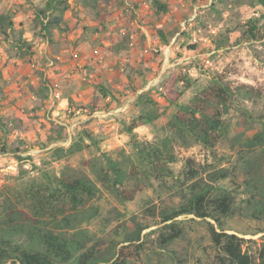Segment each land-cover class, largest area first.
Wrapping results in <instances>:
<instances>
[{"label":"rangeland","instance_id":"1","mask_svg":"<svg viewBox=\"0 0 264 264\" xmlns=\"http://www.w3.org/2000/svg\"><path fill=\"white\" fill-rule=\"evenodd\" d=\"M119 1L122 3L111 0L103 4L99 12L105 15L107 28L95 36L96 31L84 29V25L96 23L93 12H85L76 0H69V11L65 14L70 32L83 27L86 33L83 31L82 35L90 46L87 58L79 49L76 53L74 48L67 53L68 60L82 58L81 66L76 64L73 69L87 68V72L103 79L113 72L112 81L118 77L119 87L113 88L103 79L95 82L94 100L98 105L106 103L100 91L102 84L111 93L115 91V105L121 109L106 114L108 109L99 106L89 114L88 107L82 109V104L69 101L61 107L54 94L52 99L46 100L34 92L40 79L54 77L55 67L61 64L56 56L61 54L59 45L76 46L68 38L70 32L64 42H58L57 33L52 35L53 42H49L43 32L33 26L35 6L41 5V0H0V13L9 14L14 23L9 37L0 33L3 75L0 80V145L6 147L5 152H0V193L14 189L20 181L45 169L58 175L67 169L83 170L94 177L87 166L90 158L103 154L117 157L120 148L131 152L129 136L122 130L121 121H129L137 109L133 102L123 107L129 102L120 95L132 91L131 84L125 80L136 73L150 76L153 71L159 79L168 67L189 64V72L196 82L184 91L181 102H188L213 76L220 75L235 91L224 110V128L215 147L209 149L171 139L177 158L172 165L174 174L142 179L123 190L120 196L101 189L90 203L97 207V212L89 220L77 221V226L86 229L88 243H95L98 256L103 259L112 257L120 245L127 243L126 237L141 228L139 241L143 242L144 252L142 259L134 264H219L218 250L210 239L206 223L192 215L178 217L184 227L180 238L164 248L157 244L161 211L182 203L188 195V186L202 178V184L228 190L233 214L224 219V227L227 232L242 237L246 250L258 259L264 250V6L252 0H161L169 4V9L157 14L149 6V0H127L126 6L125 0ZM135 3L138 8L133 7ZM249 19L258 21L255 40L244 36ZM19 35L32 43L31 58L27 54L15 56ZM224 36L228 37V43L217 49L214 41ZM108 38L119 40L111 49L120 57L116 64L109 56V46L105 45ZM187 44L196 47L191 49ZM132 47L133 51H129ZM131 59L134 65L129 63ZM104 66L113 70L104 74ZM148 79L136 81L133 86L145 87ZM156 81L146 89H154ZM57 84L54 82L51 91L58 88ZM160 105L162 114L153 127L136 128L140 140L159 143L172 135L168 123L174 106L166 101H161ZM60 126L65 127L60 134L64 137L49 141V137H57ZM75 129L90 131L98 139L97 145L90 144L79 152L66 153L60 160H54L51 151L58 146L66 149ZM15 147L20 150H14ZM187 161L197 172L195 179H188L181 172ZM218 172L223 177L214 180L212 177ZM258 200L262 203L260 211L253 208Z\"/></svg>","mask_w":264,"mask_h":264},{"label":"trees","instance_id":"2","mask_svg":"<svg viewBox=\"0 0 264 264\" xmlns=\"http://www.w3.org/2000/svg\"><path fill=\"white\" fill-rule=\"evenodd\" d=\"M110 1L76 0L82 5L83 11L95 14L96 23L88 27L84 25V29L96 32L106 30L104 14L101 15L99 10H103V4ZM252 1L264 6V0ZM118 3L122 2L118 0ZM69 4V0H41V5L35 6L33 26L43 32L49 42H53L54 33H57L59 43L67 39L69 26L65 13ZM149 6L157 14L169 9V4L161 0H149ZM248 22L244 36L255 40L259 31L258 21L249 19ZM13 24L9 14L0 13V33L4 37L10 36L9 30ZM158 33L167 43L162 32L158 30ZM16 43L15 56L23 57L27 54L31 58L32 43L21 35ZM214 43L217 49L224 47L228 37L216 39ZM187 47L193 49L196 45L187 44ZM189 66L181 64L168 67L154 89L144 90L135 97L133 105L137 113L129 121H121L122 130L129 136L131 152L127 153L124 148H120L117 157L103 154L90 158L87 166L94 177L83 170L67 169L58 175L45 169L20 181L14 189L0 193V264H134L142 259L144 247L143 242L139 241L141 228L126 237L127 243L120 245L112 257L103 259L98 256L95 243H88L86 229L78 227L77 221L89 220L97 212V207L90 203L101 189L120 196L123 190L129 189L131 184H138L142 179L150 180L152 175L174 174L172 165L177 162V158L171 139L199 144L209 149L215 147L224 128V110L235 91L223 82L220 75L213 76L192 94L188 102H181L180 97L184 91L196 82L189 72ZM1 79L3 75L0 70ZM53 86L54 79L41 78L34 92L40 99H46ZM99 86L103 97L111 94L104 85ZM131 90L134 91L135 87L131 86ZM112 98L116 99L113 94ZM94 99L81 108L88 107L89 114L99 106L102 109L109 108L108 102L98 105ZM161 101L174 106L168 123L172 135L166 136L159 143L140 140L136 128L155 125L162 114ZM59 128L57 137H49V141L64 137L60 134L65 127ZM97 143L98 139L87 129H75L69 146L66 149L55 147L50 156L60 160L66 153H76ZM5 150L6 147L1 144L0 152ZM14 150L20 149L15 147ZM181 172L188 179L197 177V172L188 161ZM221 177L223 175L218 172L212 178L218 180ZM201 181L202 178L196 179L188 186V195L177 207L161 211L158 246L164 248L180 238L184 227L178 217L192 215L206 223L210 239L218 250L219 264H264V250L258 259L253 258L244 247L245 240L234 232H227L224 227V219L233 214L228 190L224 187L214 188ZM261 204L260 200L253 203L254 210L260 211Z\"/></svg>","mask_w":264,"mask_h":264},{"label":"crops","instance_id":"3","mask_svg":"<svg viewBox=\"0 0 264 264\" xmlns=\"http://www.w3.org/2000/svg\"><path fill=\"white\" fill-rule=\"evenodd\" d=\"M133 7L138 8L137 3H135ZM76 9L77 8H75V10ZM67 11H69V9ZM137 26H138V24H137ZM83 31L85 32L83 27L80 30L73 29L72 32H70V30H69L67 32V36H68V33L70 32L68 38H71L72 42L76 43V46L71 45V46L67 47L65 44L64 45L61 44V45H59V47H61V50L58 49V51H60L61 54L56 55L59 58V60L62 61L60 65L55 67L57 71L54 72V77H52V79H54V82L58 83L57 84L58 88L56 90H52V91H51V89H52L51 88L50 91L48 92L49 96H47V99H48V97H50V99H52L53 94H54V96L57 97L56 100L58 102V105H60L61 107L68 105L69 101H71V103L75 102L76 105L82 104L81 106H83V104L86 105V104L91 103L92 100L94 99V97L97 95V91L95 88V82L103 79L101 76H96L95 74H92L90 71L87 72V68L83 69V70H81V69L76 70L79 68V67H77L74 70L73 67L76 64L78 66H81L82 63H80V61H82L81 60L82 58H80V61L76 60V59H74V60L69 59L68 60V54L67 53L70 52V50H72L73 48L75 50L74 51L75 53H76V50H78V49L84 51L85 58H87V56H88L87 53H90L89 52L90 46H88L89 40L86 39L82 35ZM99 33L95 32V33H93V35L95 36ZM56 35H55V37H56ZM57 37H58V35H57ZM99 42H103V41H99ZM118 42H119V40L117 38H113V40H110L108 38L105 40V45L109 46V50H110L109 56L110 57L112 56L115 60V61H113L114 64L117 63L116 59H119L120 57H119V55H116V53H114V51H111V49L113 47L117 46ZM133 49L134 48L132 47L129 51H133ZM53 50H54V48L52 49V51ZM120 55H121V53H120ZM92 62L93 61L91 59V63ZM108 63H106L105 66H107ZM129 63L134 65V60L131 59L129 61ZM105 66L103 67L104 72H105L104 74H108L109 71L113 70V67L107 68ZM111 73H112V75H111ZM113 74H114L113 72H110V75H111L110 77H107V75H105L106 78H104L103 81L107 82L108 85L113 86V88H114V86L119 87V85L116 83V81L118 80V77H114V81H112ZM161 75L162 74H160L159 79H160ZM147 77H150V78L148 79ZM143 79H148V82L146 84H144L145 87H140V85H139V86H137V88H135L134 91H130V92L127 91L128 92L127 95H125V96L123 94L120 95L121 98L123 96V100L126 97V99L124 101L129 102V104L126 103L127 104L126 105L123 103L124 106H123V104L121 106H123L125 108H126V106H130V104L134 101L135 97L139 93L144 91V89L148 90V89H146V87L148 85L150 86L151 84H153L152 82H155V80H157L156 83H158V81H159L158 76L155 74V71H153V73H151L150 76H145L144 74L136 73L135 76H131V78L127 77V79L125 81L127 83L129 82L131 84V86H133V84L136 81L138 82V81L143 80ZM112 94H115L114 90H112V93L109 94L107 97H103L104 102L109 103V108H108L106 114H112L113 112H116L117 110L121 109L119 106L117 107L115 105V101H114L115 98H112ZM114 96L116 97V95H114ZM53 104H54V101L52 102L51 106ZM58 108H59V106H58ZM53 111L55 112V110H53Z\"/></svg>","mask_w":264,"mask_h":264},{"label":"built area","instance_id":"4","mask_svg":"<svg viewBox=\"0 0 264 264\" xmlns=\"http://www.w3.org/2000/svg\"><path fill=\"white\" fill-rule=\"evenodd\" d=\"M126 1H127V0H125V3H126L125 6L127 5V2H126ZM124 10H127V7H124ZM123 13H124V11H121V12H120V15H123Z\"/></svg>","mask_w":264,"mask_h":264}]
</instances>
